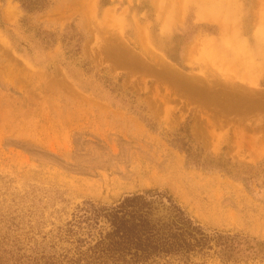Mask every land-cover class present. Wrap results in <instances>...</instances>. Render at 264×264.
Instances as JSON below:
<instances>
[{"label": "rangeland", "instance_id": "obj_1", "mask_svg": "<svg viewBox=\"0 0 264 264\" xmlns=\"http://www.w3.org/2000/svg\"><path fill=\"white\" fill-rule=\"evenodd\" d=\"M145 192L264 264V0H0V252Z\"/></svg>", "mask_w": 264, "mask_h": 264}, {"label": "trees", "instance_id": "obj_2", "mask_svg": "<svg viewBox=\"0 0 264 264\" xmlns=\"http://www.w3.org/2000/svg\"><path fill=\"white\" fill-rule=\"evenodd\" d=\"M77 223L79 230L61 252L26 259L0 252V264H158L205 257L214 243L221 253L235 247V237L211 236L163 192L135 193L111 205L91 203Z\"/></svg>", "mask_w": 264, "mask_h": 264}]
</instances>
